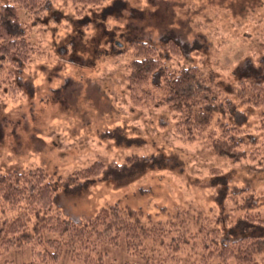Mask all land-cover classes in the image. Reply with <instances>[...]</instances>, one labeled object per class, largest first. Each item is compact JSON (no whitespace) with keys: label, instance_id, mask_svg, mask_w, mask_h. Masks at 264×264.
Wrapping results in <instances>:
<instances>
[{"label":"rangeland","instance_id":"rangeland-1","mask_svg":"<svg viewBox=\"0 0 264 264\" xmlns=\"http://www.w3.org/2000/svg\"><path fill=\"white\" fill-rule=\"evenodd\" d=\"M27 16L20 11L43 53L0 85V173L42 168L59 186L56 206L73 220L117 204L156 219H165V211H181L185 219L222 211L232 223L244 208L215 198L220 175L229 187L245 188L244 195L253 190L264 210V152L234 162L213 154L200 136L188 142L175 133L178 114L169 107L131 106L125 78L133 41L161 46L174 38L182 59L165 55L166 66L212 72L227 97L243 77L263 81L264 0H105L79 13L57 0L36 23ZM238 108L239 125L254 133L261 108ZM130 156L154 159L131 164L117 179L61 184L94 161L123 164ZM100 250L106 262L141 261L122 245ZM4 259L23 264L30 253L11 249ZM58 264L82 263L64 249Z\"/></svg>","mask_w":264,"mask_h":264},{"label":"trees","instance_id":"trees-1","mask_svg":"<svg viewBox=\"0 0 264 264\" xmlns=\"http://www.w3.org/2000/svg\"><path fill=\"white\" fill-rule=\"evenodd\" d=\"M56 1L0 0V85L24 68L33 54L43 53L30 41L20 11L36 23ZM68 1L79 13L105 0ZM165 55L182 59L176 39L167 38L161 46L132 42L125 76L132 107H169L178 114L176 134L188 142L200 136V143L213 154L234 162L245 157L256 159L264 152V80L243 77L233 84L232 97H227L212 72L196 66L172 70L163 61ZM240 104L261 108L254 133L239 125L237 118L244 116ZM230 118L234 120L228 121ZM151 159L130 156L123 164L107 165L94 161L74 170L61 184L117 179L131 164L144 165ZM216 180L212 185L215 198L241 201L238 208H244L232 223L229 214L222 211L211 217L201 213L193 219H185L181 211H165V219H156L117 204L73 220L56 206L59 186L42 168L0 173V259L11 249L27 248L30 259L23 264H58L66 249L72 262L114 264L104 260L100 247L122 245L129 256L141 260L125 264H264L262 202L256 200L253 190L244 195L245 188L229 187L222 175ZM5 263L9 261H0Z\"/></svg>","mask_w":264,"mask_h":264}]
</instances>
